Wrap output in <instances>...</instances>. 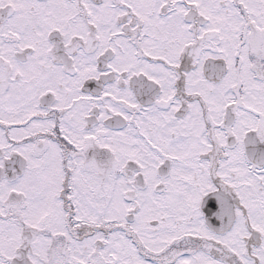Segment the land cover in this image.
<instances>
[{
    "label": "snow or ice",
    "instance_id": "snow-or-ice-1",
    "mask_svg": "<svg viewBox=\"0 0 264 264\" xmlns=\"http://www.w3.org/2000/svg\"><path fill=\"white\" fill-rule=\"evenodd\" d=\"M0 264H264V0H0Z\"/></svg>",
    "mask_w": 264,
    "mask_h": 264
}]
</instances>
